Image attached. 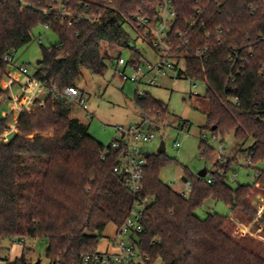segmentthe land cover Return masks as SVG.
<instances>
[{
    "label": "trees",
    "instance_id": "1",
    "mask_svg": "<svg viewBox=\"0 0 264 264\" xmlns=\"http://www.w3.org/2000/svg\"><path fill=\"white\" fill-rule=\"evenodd\" d=\"M52 1L0 0V108L11 101L9 90L1 88L8 77L5 58L14 61L39 26L48 25L58 38L56 45L42 47V59L32 76L43 82V93L19 111L16 121L11 120L12 113L0 118V253L4 241L41 239L47 241L48 264H95L85 258L99 254L108 225L117 230L123 226L134 198L122 176L114 172L120 151L91 137L86 125L70 118V103L52 91L77 88L83 69L103 76L113 61L109 52L129 47L121 16L137 11L154 16L157 0L104 1L107 7L100 11L99 23L77 22L70 27L54 15L43 14ZM192 1L174 0V31H185ZM198 1L206 6V26L190 31L180 54L185 61L182 75L206 85L208 111L201 133L215 138L232 134L241 158L255 167L264 162V6L255 0ZM204 47L203 60L195 58L194 51ZM233 48L247 62L243 76L229 84L227 58ZM140 58L135 52L136 63ZM134 104L156 126L168 114L167 106L148 94L135 97ZM9 132V139L3 138ZM247 142L250 145L244 149ZM198 151L206 159L215 152L204 140ZM231 163L236 160L222 168V176L217 170L205 171L215 179L212 184L184 170L191 192L182 197L160 180L161 172L177 161L165 153L147 157L141 196L149 201L142 212V232L133 242L144 264H264V212L256 220L252 204L253 197L264 192V173L257 171L252 185L233 189L226 182ZM208 200L223 203L230 215L196 217V210ZM233 218L240 225H251L256 238L243 233ZM8 264H28L26 252Z\"/></svg>",
    "mask_w": 264,
    "mask_h": 264
},
{
    "label": "rangeland",
    "instance_id": "2",
    "mask_svg": "<svg viewBox=\"0 0 264 264\" xmlns=\"http://www.w3.org/2000/svg\"><path fill=\"white\" fill-rule=\"evenodd\" d=\"M123 29L129 37V47L116 48L109 52L113 61L107 64L108 67L103 76L93 75L83 69L76 84L77 89L87 102L88 113L93 116V119L88 118L87 112L78 105L70 103V118L86 125L89 135L105 147H108L115 138V128H128L132 125H139L143 121L141 112L134 104L136 87L129 82L125 84L121 82L114 67L116 57L121 56L126 62H129L136 52L140 55L142 63L154 64L157 61L156 53L146 42L136 36L130 26H123ZM57 43L58 38L50 29L39 26L32 32L31 43L15 53L14 65L7 68L8 77L2 81L1 88L9 90L8 84L12 82L11 77L17 82V85L12 82L14 86L9 90L11 101H7L0 108V118H5L12 113L11 120L13 122L17 120L20 111V108L17 107L20 106L17 105L15 110L12 99L18 100L23 95V88L28 81V76H33L37 71L39 66L37 62L42 59V47L49 48ZM20 67L27 69L28 76L18 71ZM121 70L122 68L118 71ZM130 73V70H126L127 75ZM139 90L167 106L168 114L165 120L157 126L159 130L151 128V131H154L155 139L144 145L142 149L148 154H155L159 144L164 142L166 156L175 159L178 164L165 168L160 174V180L174 192L178 193L181 188L184 170L192 176H197L202 170L211 173L218 169L221 170L218 167L221 162L225 163L224 168H226L228 162L236 160V163H231L226 179L227 184L233 189L239 185H252L257 178V171L264 173V162L255 167H248V163L238 153L239 149L238 146H235L232 134L214 140L211 134L201 133L208 111L207 103L204 100L206 91L204 83L191 82L184 76H176L173 72H169L165 76H158L154 86L141 85ZM42 93L43 90H41ZM29 95L30 90L25 92L21 103L24 104ZM183 124L187 125L186 128H183ZM10 134V132L5 134L3 138L9 139ZM200 140H204L215 151L213 157L206 159L200 156L198 151ZM175 143H179L180 146L176 148ZM249 145L250 142H247L243 148L246 149ZM234 175H236L235 181H233ZM261 184L262 182L259 183V186L262 187ZM252 204L256 208L258 215L256 220H258L264 212V192L256 194ZM214 214L226 217L230 215V212L223 203H216L212 200L206 201L203 207L195 212L196 217L201 220ZM232 220L243 233H248L256 238V234L252 233L251 225H240L234 218ZM116 234L117 228L114 225L110 224L105 228L97 248L98 253L112 255L118 252ZM121 241L131 245L137 241V237L123 236ZM46 246L47 241L41 239H25L22 242L4 241L2 242L4 249L0 253V264H8L20 258L23 250L26 252L28 264H48L45 258ZM140 262L141 259L137 257L135 264H140ZM154 264H160V262L157 261Z\"/></svg>",
    "mask_w": 264,
    "mask_h": 264
},
{
    "label": "built area",
    "instance_id": "3",
    "mask_svg": "<svg viewBox=\"0 0 264 264\" xmlns=\"http://www.w3.org/2000/svg\"><path fill=\"white\" fill-rule=\"evenodd\" d=\"M104 1L111 2V0H75L71 3V0H53L52 5L45 9L43 14L54 15L61 23L65 22L69 27L77 22L96 24L99 23L101 19L100 11L107 7ZM255 2L264 6V0H255ZM192 4V16L187 20L186 29L183 33L174 31L177 17L174 0H157L156 6L154 7V16L146 15L141 11H137L128 16H121L124 22L123 26H130L136 36L146 42L157 56V61L154 64L142 63L141 59L136 63L134 56L129 62H126L121 56L117 57L114 61V67L121 82L124 84L129 82L135 85L136 98L145 97L146 93L141 92L139 87L141 85L154 86L158 80V76H165L169 72H173L176 76H183L182 73L185 71V61L180 54L181 48L186 47L188 44L187 36L190 31L201 30L206 26L207 22L206 6L201 7L198 0H193ZM249 10L251 14H254L256 11L254 5L249 6ZM45 28L49 29V26L46 25ZM217 34H221L220 29H218ZM207 36H209L208 33ZM216 43L217 45L221 43L220 38H217ZM206 52L207 47L196 49L193 56L203 60ZM5 61L8 62V68L13 67L14 64L11 57H6ZM246 62V59L240 57L237 49H231L227 58V64L231 69L228 77L229 84L234 83L237 78L243 76ZM120 68H122V70L118 71ZM262 69L264 70V66H262ZM126 70L131 71L130 75L126 74ZM18 71L28 76L26 68L20 67ZM11 81L14 82L12 77ZM12 82L9 83V90L13 86ZM43 89L44 85L42 81L35 80L32 76H28V81L23 88V95L30 90L29 98L23 104L21 103L22 95L19 100L15 102V110L17 105L20 106L17 108H20L21 114L25 108L30 106L34 100L39 97ZM52 93L61 100L75 103L82 110L87 112L88 118L93 119V116L88 113L87 102L84 100V96L80 93L79 89L69 87L62 92H57L53 89ZM186 126V124H183V128H186ZM152 127L157 128L155 123L147 118H143L142 123L139 125H132L128 128H115L116 136L110 145L112 149L120 151V156L114 172L122 176L125 184L130 190L134 198L133 206L123 226L117 230L116 246L118 252L112 255L99 253L88 256L85 258L86 263L135 264V259L139 257L141 259L140 264H144V258L140 256L135 246L133 244H125L121 241V238L123 236L137 237L142 232V212L149 201L148 198L141 196L143 174L147 164V157L152 155L145 152L142 147L155 139L154 131H151ZM212 138L214 140L217 139L215 137ZM174 146L178 148L180 144L175 143ZM102 159H104V156H102ZM220 166L219 168L221 170H217L218 176L223 175L224 170L222 168H224L225 163L221 162ZM201 179L207 184H212L215 181L211 176H206ZM235 180L236 175H234L233 178V181ZM190 192V182L188 180L187 182L181 180V188L178 194L185 197Z\"/></svg>",
    "mask_w": 264,
    "mask_h": 264
},
{
    "label": "water",
    "instance_id": "4",
    "mask_svg": "<svg viewBox=\"0 0 264 264\" xmlns=\"http://www.w3.org/2000/svg\"><path fill=\"white\" fill-rule=\"evenodd\" d=\"M39 64H40V61L37 62V65H39ZM156 130L158 131L159 128L157 127ZM157 153H158V154L165 153V144H164L163 141L159 144V147H158V149H157ZM145 155H146V154H145ZM197 176H198L199 178H205V176H206V172H205V170L200 171V172L197 174ZM182 181H183V182H187V179H186L185 177H183V178H182Z\"/></svg>",
    "mask_w": 264,
    "mask_h": 264
},
{
    "label": "crops",
    "instance_id": "5",
    "mask_svg": "<svg viewBox=\"0 0 264 264\" xmlns=\"http://www.w3.org/2000/svg\"><path fill=\"white\" fill-rule=\"evenodd\" d=\"M13 81H14V83H15L14 85H17V82H16L14 79H13ZM8 85H9V84H8ZM14 85H13V86H14ZM18 100H19V99H18ZM15 101H17V99H14V98H13V99H12V102H13L14 104H15ZM97 252H98V251H97Z\"/></svg>",
    "mask_w": 264,
    "mask_h": 264
}]
</instances>
